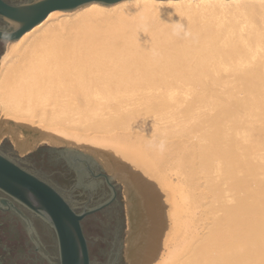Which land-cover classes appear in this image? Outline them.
Instances as JSON below:
<instances>
[{"label": "bare ground", "instance_id": "6f19581e", "mask_svg": "<svg viewBox=\"0 0 264 264\" xmlns=\"http://www.w3.org/2000/svg\"><path fill=\"white\" fill-rule=\"evenodd\" d=\"M84 5L9 40L0 143L94 151L129 264H264V0Z\"/></svg>", "mask_w": 264, "mask_h": 264}, {"label": "flooded vegetation", "instance_id": "af4514ba", "mask_svg": "<svg viewBox=\"0 0 264 264\" xmlns=\"http://www.w3.org/2000/svg\"><path fill=\"white\" fill-rule=\"evenodd\" d=\"M4 1L12 5H20L34 0ZM0 29L12 31L14 27L10 21L0 15ZM8 41L0 38V51ZM0 150L14 158L21 166L54 186L77 212H83L105 203L97 210L86 214L81 220L83 232L87 239L91 264H125L122 249L125 219L120 188L115 180L109 179V175L103 168L90 159L82 157L67 159L58 151L48 149L44 153H40V159L47 161V167L50 171L48 173H38L28 168L24 162L13 157L3 148H0ZM0 197L6 198L8 196L0 190ZM14 204L25 211L32 219L39 238L35 234L33 237L29 235L23 219L14 208L3 207H0V236L11 234L18 243H22L24 240L26 244H29V252L35 255V260L38 261L37 264H51L40 252L41 249L49 254L51 258L53 256L46 250L40 232V229H43L44 225L48 226V224L39 217L34 216L27 208L16 201H14ZM51 230L53 231L52 228ZM52 245L57 248L56 239ZM4 248V246H1L2 250ZM97 257L103 259H96ZM0 264L6 263L0 259Z\"/></svg>", "mask_w": 264, "mask_h": 264}, {"label": "water", "instance_id": "95a60500", "mask_svg": "<svg viewBox=\"0 0 264 264\" xmlns=\"http://www.w3.org/2000/svg\"><path fill=\"white\" fill-rule=\"evenodd\" d=\"M118 1L121 0H34L27 4L12 5L0 0V15L10 21L14 27L12 31L0 29V38L6 40L20 38L23 33L40 23L51 11L56 9L71 10L91 2L109 5ZM57 151L67 159L87 158L100 166L93 155L82 151L71 148ZM108 177L113 180L112 176ZM0 190L8 196L0 197V207L14 208L23 219L31 237L35 234L39 238L34 222L25 211L14 204V201L27 208L29 212L42 219L53 229L57 254L51 258L49 254L40 249L41 254L51 264H91L81 220L86 214L97 210L105 203L83 212H77L54 186L21 166L14 158L1 150ZM34 241L36 242L35 239Z\"/></svg>", "mask_w": 264, "mask_h": 264}, {"label": "rangeland", "instance_id": "374dc122", "mask_svg": "<svg viewBox=\"0 0 264 264\" xmlns=\"http://www.w3.org/2000/svg\"><path fill=\"white\" fill-rule=\"evenodd\" d=\"M85 6V5H83ZM83 6H80L74 10H71V12H77L83 10ZM78 9V10H77ZM77 10V11H76ZM12 41H8L4 48L0 51V60L4 52L11 46ZM253 53H250L249 55H252ZM230 64V62H228ZM223 65V64H222ZM225 65H223L224 67ZM231 67V64L229 65ZM228 70V66L226 65ZM229 67V68H230ZM24 134H26V137L29 138H36L39 134L37 131H33L31 129L25 128L22 130ZM56 140V139H54ZM52 140L53 142L46 140V141H40L35 144V146L23 152L19 147L16 146V144L13 142V140L10 137H4L3 140L0 143V148H3L5 151H7L10 155L17 158L18 160H21L28 166V168L38 172V173H48L50 171L49 167H47V161H42L40 153H44L45 150L51 149V150H59L63 148H71L75 150H79L88 154L93 155L99 162L100 167L104 169V171L109 175L113 177V180L118 184L120 188V195H121V201H122V207L124 212V219H125V226L123 231V260L125 264H129L128 258L126 255V239L128 237V216H127V203H126V196H125V185L124 181L120 180V178L117 176V174L113 171H109L104 162H101L100 157L95 154L92 150H86L81 147V145L77 146L74 144H70L68 142L58 141L56 142ZM58 141V143H57ZM55 142V143H54ZM42 241L44 242L46 250L50 254H57V249L54 247L53 242L55 243V237L54 233L51 230V228L47 225H44L43 229H40ZM0 245L4 246L5 248L2 250L0 246V259L4 260L6 264H37L38 261L35 260V255L31 252H29V244H26L23 240V242L18 243L16 238H14L11 234H7L5 236H0ZM96 259L102 260L103 258L97 257ZM99 264V263H98Z\"/></svg>", "mask_w": 264, "mask_h": 264}, {"label": "clouds", "instance_id": "9594fccd", "mask_svg": "<svg viewBox=\"0 0 264 264\" xmlns=\"http://www.w3.org/2000/svg\"><path fill=\"white\" fill-rule=\"evenodd\" d=\"M176 35H179L180 33L179 32H177V33H175ZM190 35V33H188V32H184V36L185 37H187V36H189ZM163 146V142H161V147Z\"/></svg>", "mask_w": 264, "mask_h": 264}]
</instances>
